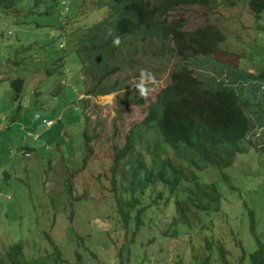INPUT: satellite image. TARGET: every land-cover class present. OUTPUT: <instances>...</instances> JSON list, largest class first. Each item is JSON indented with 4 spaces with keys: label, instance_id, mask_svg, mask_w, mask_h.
<instances>
[{
    "label": "rangeland",
    "instance_id": "374dc122",
    "mask_svg": "<svg viewBox=\"0 0 264 264\" xmlns=\"http://www.w3.org/2000/svg\"><path fill=\"white\" fill-rule=\"evenodd\" d=\"M45 1L50 6L46 9L48 15L39 14L35 8L27 16L18 11L25 24L6 22V17H0V258L6 260L5 252L12 244L23 243L27 261L49 257L58 246L63 264H120L119 254L125 263L129 257L130 264H199L209 254V264H224L223 256L228 264H251L256 241L250 228V208L257 220L256 233L260 235L264 229V223H260L264 207L259 203L264 198V90L257 91L250 101L257 104L248 113L251 124L245 151L238 153L224 170L227 183L218 181L223 195L221 209L198 215L191 228L180 226V236H166L164 232L173 234L177 227L160 220L166 216L170 220L172 213L165 205H174V200H169V192L155 189L162 197L151 204L162 206L160 215L150 231H139L135 242L123 247L130 242L125 238L130 240L133 232L126 234L115 194L109 189L114 176L112 145L122 148L127 144L131 130L146 119L148 106L168 86L170 73L182 60L168 53L166 63L161 62L155 55L157 51L162 53L157 41L148 39V53L143 55L140 50V57L123 42L121 59L112 58L110 66L122 64V57H133L134 63L124 64L95 87L91 71H80L76 46L106 17L102 0ZM248 1L217 0L214 8L183 6L165 20L183 19L186 30L207 23L221 26L226 39L218 50L217 61L223 64L218 66L227 70L229 63L234 67L243 64L244 70L260 74V62L264 60L260 43L264 46V38L260 43L256 40V29H252L255 15ZM61 30L65 33L63 47L58 45ZM53 33H57L55 41L48 38ZM98 34L102 35L103 30ZM58 46L64 51H57ZM255 51L258 52L253 55ZM59 58L61 63L56 61ZM142 70L154 77L142 78ZM207 72L223 81L229 79L224 71ZM18 79L24 83L17 96L19 87L14 88L12 83ZM259 81L253 85L254 90ZM116 83L118 89L109 91ZM140 84L146 90L143 105L130 101L138 96ZM98 88L109 92L89 94L90 90H101ZM38 115L56 122L52 127L44 126L43 120L36 119ZM69 133L72 137L67 136ZM86 135L92 138V155L86 152ZM66 136V145L74 149L72 156L61 147ZM132 170L124 166L123 182L137 190L124 193L123 189L121 198L132 193L136 196L139 191ZM115 180L120 193L117 183L122 189L121 179L119 183L116 175ZM68 181L73 184L74 197L83 198L74 206L65 185ZM182 189L183 186L175 192ZM245 200L250 204L245 205ZM132 210L136 215L138 205ZM210 235L211 248L205 243V237Z\"/></svg>",
    "mask_w": 264,
    "mask_h": 264
},
{
    "label": "trees",
    "instance_id": "16d2710c",
    "mask_svg": "<svg viewBox=\"0 0 264 264\" xmlns=\"http://www.w3.org/2000/svg\"><path fill=\"white\" fill-rule=\"evenodd\" d=\"M25 1L0 0V17H6V22L16 20L15 22L19 24H25L19 14L21 11L27 13L25 16L32 15L34 8L39 14H49L46 9L50 6L45 5V0H27V3ZM216 1L102 0V7L105 6L107 9L106 17L102 22L94 25V31L89 30L87 36L76 46L80 71L85 68L91 71L96 82L95 87L100 86L103 79L110 78L115 70L124 64L134 63L133 57L130 60L122 57V64L110 66L109 62L112 58L121 59L119 52L123 42L127 47H132L134 54L140 57V50L143 55L148 53L145 45L148 39L157 41V47L162 53L157 51L155 55L160 57L161 62L166 63L164 59H167L168 53L173 55V58L182 60L176 64L178 68L170 73L171 80L168 86L161 90L155 101L148 106L149 113L146 119L131 130L127 144L122 148L112 145L114 154L111 171L114 176L109 183V189L115 194L119 215L127 228L126 234L133 232L132 238L134 237V241L126 237L125 240L130 242L123 247L125 245L129 247L134 243L139 231H150L160 215L158 211L162 206L151 204L162 197L161 195L159 197L155 189L162 188L169 192V200H174V205L171 203L165 205L169 210L168 213H172L170 220L167 216L160 220V223L170 222V225L177 227L173 234H169V231L164 232L166 236H180V226L191 228L198 215L219 211L223 200L219 182L227 183L224 170L230 167V162L238 153H243L246 149L245 144L250 135L251 124L248 113L252 106L257 104V101L255 103L250 101L252 98L255 99L260 89L258 86L254 90L252 81L256 80V77L264 80V68L260 70L261 76L258 73L252 75L244 70L243 64L234 67L229 63L227 70L221 69L218 65L223 64L218 62L216 57L220 44L226 39L224 30L212 23L195 30H186L183 19L175 22L165 20L179 7H211ZM249 6L256 14L264 12V0H251ZM43 7L45 12H42ZM99 30H103L102 35L98 34ZM228 32L230 34V31ZM56 36L57 33L48 34V38L52 41H55ZM117 37L120 40L118 46L113 43ZM63 38L65 33L61 30L58 45L62 46ZM57 51L64 50L58 46ZM61 60L59 58L56 61L61 63ZM192 64L196 65L194 69L198 70L195 72L196 76L191 69ZM207 71H215L218 74L227 72L229 79L217 82ZM153 77L150 72H145L143 76L145 79ZM12 85L14 88L22 87L23 80H15ZM98 89L101 90H90L89 94L105 95L109 91L117 90L118 85L117 83L112 85L109 91L104 88ZM16 91L18 96L22 90L19 87ZM130 101L142 105L145 103L139 93L138 96L131 97ZM36 119L43 120L40 115ZM86 122L85 118V124ZM42 124L47 126L43 121ZM67 136L72 137V134L69 133ZM67 136L61 147L66 148L72 156L74 149H71L70 144V148L66 145ZM91 139L86 135V152L89 155L95 152L94 147L90 146ZM249 140L251 141V137ZM56 157L58 158V155ZM125 165L133 168L132 171L140 187L136 196L132 193L130 196L127 195L129 197L121 198L123 189L124 193L137 190L132 184L123 182ZM117 173H121L120 176ZM116 175L119 177V183L121 179L122 189L117 183L120 193L116 190ZM211 175L216 176L217 180ZM65 185L67 193L73 199L72 206L76 201L83 200L82 197H74L76 192L73 191L71 181L65 182ZM181 186L183 189L175 192ZM260 199L259 203L264 207V198ZM149 201L151 202L148 203ZM249 204V200H245V205ZM136 205L138 211L135 215L132 209L136 208ZM254 213V209L250 208V228L256 241V250L251 252L250 261L251 264H264V229L260 235L256 233L257 220ZM260 223H264V217L260 219ZM132 224L133 228H131ZM211 236L205 237V243L209 248L213 245ZM51 242L55 245L53 241ZM23 247V243L12 244L5 252L6 260L1 257L0 264H63L64 262L58 246H56L57 251L49 257H35L29 261L25 258ZM130 251L127 250L128 253ZM119 256L120 264H130L129 257L126 258L127 263H125V258L121 254ZM210 256L211 254L204 257L199 264H209ZM222 260L224 264H228L224 256Z\"/></svg>",
    "mask_w": 264,
    "mask_h": 264
},
{
    "label": "clouds",
    "instance_id": "9594fccd",
    "mask_svg": "<svg viewBox=\"0 0 264 264\" xmlns=\"http://www.w3.org/2000/svg\"><path fill=\"white\" fill-rule=\"evenodd\" d=\"M249 1H251V0H249ZM249 1L247 2L248 3V7L251 9V11L253 12V14L255 15V20H254V25H253V27H252V29H256V33H257V35H256V40H258L259 41V43H260V38H264V24L262 23V21L264 20V12H262V13H260V14H256L255 12H254V9H252L250 6H249ZM216 4H217V1H216V3L214 4V5H212L211 7L212 8H214V7H216ZM253 17V16H252ZM254 18V17H253ZM215 25V24H214ZM216 27H218L219 25H215ZM203 27V26H202ZM204 27H206V26H204ZM219 28H221L222 29V27L221 26H219ZM223 30V29H222ZM240 37V36H239ZM113 43H114V45H116V46H118L119 45V43H120V40H119V38L117 37L114 41H113ZM264 44V43H263ZM262 47H264L261 43H260V48H262ZM258 51H255L254 53H253V55H255L256 53H257ZM252 61V60H251ZM262 63H264V60L263 61H261ZM260 62V63H261ZM261 63V64H262ZM262 67L264 68V65H262ZM261 67V68H262ZM192 69V68H191ZM193 71H195L196 72V70L193 68L192 69ZM261 72V71H260ZM251 73V72H250ZM144 74H145V72H144V70H142L141 71V77L143 78V76H144ZM252 75H257L256 73H251ZM261 74L262 73H258V75H260L261 76ZM256 77V76H255ZM213 78L215 79V80H217V82L218 81H223V80H220V79H217L216 77H215V75L213 76ZM260 80V81H259ZM260 82L259 84H258V86H260V89L259 90H264V81L262 80V79H259V78H257L256 77V80H253L252 81V83L253 84H255L256 82ZM24 83V82H23ZM207 86V85H206ZM257 86V87H258ZM137 88H138V90H139V94L141 95V96H143V95H145L146 94V90H145V88L143 87V85L142 84H140V85H137ZM261 96V95H260ZM259 96V97H260ZM39 117V115L37 116V118ZM58 119H59V117H58ZM60 120V119H59ZM48 121H52L53 122V124L52 125H50L49 127H52L54 124H55V122H56V120H54V119H49V120H46V119H44L43 120V122L44 123H46V122H48ZM47 124V123H46ZM48 126V125H47ZM28 154V153H27Z\"/></svg>",
    "mask_w": 264,
    "mask_h": 264
},
{
    "label": "built area",
    "instance_id": "2783aa9c",
    "mask_svg": "<svg viewBox=\"0 0 264 264\" xmlns=\"http://www.w3.org/2000/svg\"><path fill=\"white\" fill-rule=\"evenodd\" d=\"M47 123V125L48 126H50V125H52L53 124V122L52 121H48V122H46Z\"/></svg>",
    "mask_w": 264,
    "mask_h": 264
}]
</instances>
